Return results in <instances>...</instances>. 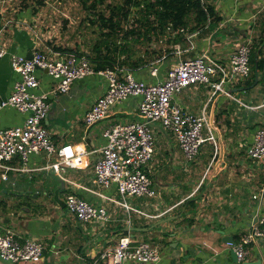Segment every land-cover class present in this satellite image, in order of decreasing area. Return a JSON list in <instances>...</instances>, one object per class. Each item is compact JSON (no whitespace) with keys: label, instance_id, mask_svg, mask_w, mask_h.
I'll list each match as a JSON object with an SVG mask.
<instances>
[{"label":"crops","instance_id":"obj_1","mask_svg":"<svg viewBox=\"0 0 264 264\" xmlns=\"http://www.w3.org/2000/svg\"><path fill=\"white\" fill-rule=\"evenodd\" d=\"M207 3L213 5L218 20L193 30L191 43L184 38L168 44L166 36L161 35L142 46L129 41L127 57L132 60L140 57L143 61L138 66L122 67L131 71L135 79L151 83L163 80L177 61L194 58L201 52L226 63L235 41L245 33L251 43H259L264 56V0H207ZM36 7L33 10V6L25 7L14 0H0L1 43L8 54L26 56L34 47L42 51L58 50L36 31L40 19ZM253 24L260 32L252 42L249 31ZM152 67H157L156 75L150 74ZM252 73L250 69L248 77L229 88L245 106L224 95L213 96L204 85L189 86L173 96L172 101L184 111L195 115L205 112L212 136L216 133L217 144L211 146L210 140H206L204 152L199 151L193 161H184L170 131L164 130L159 122L152 124L155 151L146 170L157 194L134 202L127 199L128 204L147 216L109 201L107 197L121 200L116 186L103 189L93 178L99 148L105 143L103 130L114 122L141 119L137 109L140 98L129 96L112 106L102 120L86 125L83 115L104 93L105 80L98 74L76 79L68 92L48 97L50 108L44 125L55 145L71 144L84 148L88 154L80 166L67 167L60 173L67 180L46 168L51 160L42 153L30 156L29 171L8 170L3 180L0 170V231L10 229L19 238L33 237L42 243L44 250L39 264H105L100 254L113 249L124 234L134 242L146 241L157 247L158 264H242L232 244L264 216V202L252 199L264 183V165L247 156L254 131L264 124V68L255 77ZM37 76L40 84L35 91L48 92L55 80L41 70ZM18 79L19 75L11 69L9 55L0 57V99L10 94ZM25 117V113L7 107L0 112V129L20 124ZM6 164L17 168L22 165L17 156ZM69 193L103 205L107 221L79 222L65 207V196ZM245 260H261L264 264V239L251 242ZM0 264L25 263L0 259Z\"/></svg>","mask_w":264,"mask_h":264},{"label":"built area","instance_id":"obj_2","mask_svg":"<svg viewBox=\"0 0 264 264\" xmlns=\"http://www.w3.org/2000/svg\"><path fill=\"white\" fill-rule=\"evenodd\" d=\"M204 9L207 0H200ZM256 15H252L254 21ZM223 24L221 23L220 26ZM248 28V27H247ZM3 27L0 28V57L9 55L11 69L19 75L14 81L10 94L0 99V112L11 107L25 113L20 124L0 129V170L1 178H7L8 170L29 171L27 163L33 154H43L51 160L46 168L60 173L65 168H77L88 152L82 147L71 144L55 145L45 128L50 103L48 97L56 93H66L76 79L98 74L105 80L104 93L99 96L83 115V122L91 125L102 120L112 106L129 96L139 97L137 109L139 120L118 121L103 130L105 143L99 148L100 155L93 166V178L98 187L103 189L111 185L121 197L120 201L107 197L129 211L140 215L147 214L127 203V197H155L146 166L155 151V133L152 124L159 122L164 130L174 136L175 142L183 153L184 161H193L206 140L213 139L211 123L205 112L195 115L184 111L172 101L175 94L189 86L204 85L211 94L224 95L244 105L229 88L248 77L250 73L251 39L247 33L241 36L226 63L201 52L194 58L181 59L168 69L163 80L144 82L134 78L131 71L114 67L95 70L84 55L49 49L42 51L36 47L31 57L18 53L8 54L1 43ZM194 31L185 33V40L192 42ZM44 71L55 83L45 93H37L40 81L37 71ZM150 74H157V67H152ZM205 129V131H204ZM17 156L22 165L11 167L7 161ZM247 156L264 165V126L257 128L252 136V143L247 148ZM264 167V166H263ZM252 199L264 202V183ZM65 207L81 223L96 224L107 221V210L103 205L92 204L73 193L65 196ZM256 238L264 239V216L244 232L233 249L239 262L246 259L249 245ZM44 246L36 238H19L13 231H0V259L14 263L39 264ZM105 264H158L160 253L157 247L146 241H132L128 234L118 238L113 249L100 254Z\"/></svg>","mask_w":264,"mask_h":264},{"label":"trees","instance_id":"obj_3","mask_svg":"<svg viewBox=\"0 0 264 264\" xmlns=\"http://www.w3.org/2000/svg\"><path fill=\"white\" fill-rule=\"evenodd\" d=\"M43 1L22 0L21 3L25 7L33 6L34 10L36 6L43 4ZM80 1L85 10L93 13L99 6H111L108 15L100 11L97 20L89 19V23L99 26L100 30L106 28V31L101 33L104 51L95 43L92 52L76 53L86 56L95 70L114 66L124 69L122 66L127 64L140 65L143 61L140 57L135 60H132L131 56L127 57L129 41L142 46L153 37L161 35L166 36L165 42L174 44L183 41L186 32L202 29L208 21L218 20L213 5L207 3L204 9L200 0H111L109 3L108 0ZM118 34V40L114 39ZM254 42L249 57L253 77L264 68L262 49L259 43Z\"/></svg>","mask_w":264,"mask_h":264},{"label":"rangeland","instance_id":"obj_4","mask_svg":"<svg viewBox=\"0 0 264 264\" xmlns=\"http://www.w3.org/2000/svg\"><path fill=\"white\" fill-rule=\"evenodd\" d=\"M14 1L18 4L22 2V0ZM28 1L37 2V0H27V2ZM110 1L111 0H108L107 2L109 3ZM110 7L111 6L104 5L99 6L95 13H93L85 10L81 6L80 0H44L43 4L38 5L40 19L38 25H35V29L43 34L45 38L44 41H47L48 44L58 50L69 49L73 50V53L82 54L83 52H92L93 45L98 43L100 49L104 51L101 33L105 32L106 28L100 30L99 26L89 23V19L97 20L100 11L108 15ZM260 14L258 16H260ZM259 32V28L255 24L251 25L249 34L252 38V42L259 35ZM119 37L120 34L115 36L114 39L118 40ZM252 44L253 43H251V46ZM136 50L139 52L140 49L136 48ZM262 126H264V124L260 127ZM210 143L211 146H215L214 143L217 144L216 133H214L213 139H210ZM205 146L206 143L200 147L199 151L204 152ZM140 198L146 197L131 196L126 199H128V202H134L138 201Z\"/></svg>","mask_w":264,"mask_h":264},{"label":"water","instance_id":"obj_5","mask_svg":"<svg viewBox=\"0 0 264 264\" xmlns=\"http://www.w3.org/2000/svg\"><path fill=\"white\" fill-rule=\"evenodd\" d=\"M26 57L30 58L31 54H27ZM44 72H46V70H44ZM242 264H261V260H254V261L244 260V261H242Z\"/></svg>","mask_w":264,"mask_h":264}]
</instances>
